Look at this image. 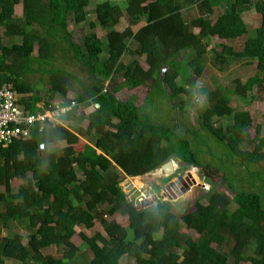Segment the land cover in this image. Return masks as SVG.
<instances>
[{
    "label": "trees",
    "instance_id": "16d2710c",
    "mask_svg": "<svg viewBox=\"0 0 264 264\" xmlns=\"http://www.w3.org/2000/svg\"><path fill=\"white\" fill-rule=\"evenodd\" d=\"M91 4L90 0H0V78L13 86L19 103L29 112L41 101L44 109L53 110L58 96L62 106L72 101L64 98L67 87L58 82V69L51 73L49 88L43 94L24 79L35 72V66L51 65L57 40L66 46V55L84 67L91 78L104 69L121 76V83L106 92L97 80L89 86L84 83L82 94L74 98L76 105L60 116L59 124L32 127L29 137L20 134L7 146L0 144V231L16 230L3 235L0 232V264H10L6 259L17 264H55L49 252L52 246L61 253L63 263L72 264L78 252L72 241L75 228L91 229L94 222L102 230L91 236L85 253L88 258L81 264H121L124 256L132 258L134 264H264L263 195L236 192L227 185L224 173L218 172V177L232 192L231 199L211 193L206 204L195 202L180 216L171 212L168 203L137 210L125 200L120 184L126 178L150 174L167 160L175 158L185 166L200 168L204 176L211 175L213 169L200 164L186 135L188 130L177 126L163 129L152 123L143 106L135 103L134 95L126 101L116 98L121 89L135 90L153 79L166 61L167 69L159 82L167 87L168 97H190L195 76L187 68L194 63L193 74L199 76L198 58L207 51L204 41L245 37L248 31L242 13L253 10L258 25L254 34L245 38L242 50L223 45L219 51L209 52L214 54L213 64L217 66L244 60L243 67L247 68L256 63L254 69L246 71V80L242 82L236 76L232 87L237 98L246 101L257 96L264 102V0H128L125 14L129 25L119 31V18L111 3L94 5L88 19L87 7ZM16 6L21 7L20 16L15 14ZM215 8L220 10L218 14ZM142 20L145 24L134 33L131 28ZM82 22L87 23L89 31L76 43L71 30ZM96 28L103 31L104 38L96 35ZM130 41L137 45L130 48ZM154 45L159 48L157 57L151 55ZM182 51L194 53L197 59L190 63L179 59ZM131 52L146 55L148 69L136 60L123 63V56ZM42 82L40 79L37 83ZM85 85L88 88L84 89ZM26 94L30 95L24 97ZM89 99L94 110L87 117H77L80 107H88ZM180 104L183 107L185 102ZM234 113L221 90H205L200 130L231 154L243 156L245 167L258 165L263 172L264 140L255 144L258 151L254 158L239 148L248 140V123L225 129L214 123L215 118ZM84 119L88 124L82 128L79 124ZM80 137H87L100 154L70 152ZM249 171L258 173L252 168ZM16 180L21 182L14 189ZM231 202L235 204L232 211ZM117 212L127 217L126 226L113 219ZM15 223L29 230L26 242L19 229L11 227ZM182 224L195 230L197 238L179 233ZM213 243L219 251L216 260L211 256L217 249Z\"/></svg>",
    "mask_w": 264,
    "mask_h": 264
},
{
    "label": "rangeland",
    "instance_id": "374dc122",
    "mask_svg": "<svg viewBox=\"0 0 264 264\" xmlns=\"http://www.w3.org/2000/svg\"><path fill=\"white\" fill-rule=\"evenodd\" d=\"M102 2H108L113 5V10L119 18V24L117 25V30H123L129 25V21L127 15L125 14L126 6L128 0H90V6L87 7V11L90 13L88 19L92 18L91 12H93L94 5ZM187 9H189V3L186 4ZM222 9V7H220ZM219 9L215 8V14L219 13ZM21 7H15L16 16H20ZM202 15V13H200ZM243 20L247 25L248 34L245 37H241L237 40H222L217 37L211 38L206 42L207 51L206 53L198 58V63L201 67V71L199 76L193 74V66H188V70L192 73L194 77V87L190 91V97L187 95H179L172 99L168 97L169 91L165 84H161L159 79L162 77L163 72L167 69L168 61H166L165 66L160 68L158 72L155 73L153 79H150L145 82V84L135 90H129L127 88L121 89L122 91L116 94V98L119 101H126L131 99L132 95L135 96V103L138 105H142L146 114L151 119L152 123L160 125L163 129L166 128H185L188 130L186 135L191 139V143L193 144L194 150L197 152V157L202 166L205 164H209L213 169L211 175L204 176L202 174V169L185 166V164L181 163L177 159H172L173 162V174L164 173L160 176H152L151 174H147L143 176L140 181L135 179L133 182L134 185L139 186L141 183H146L147 186L154 188L156 192L160 193L164 198L165 203L170 204L171 212L180 216L181 213L188 211L193 207L195 202L199 204H206L207 198L211 193H220L226 195L231 199L232 192H230L224 183L218 177L219 174L223 175L227 180V185L231 187L236 192H255L261 193L264 200V171L262 172L258 165L251 166L247 165L241 157H236L235 154H231L228 149L221 143L214 141L213 138L208 136L206 132L201 131V114L204 108L205 103V90H221L222 94L228 99L230 106L234 109L235 113L233 116L216 119L214 120L215 125H220L221 128L225 129L226 126L231 125L232 128L240 127L245 123H248V140L246 143L242 144L239 148L241 151L250 152L251 158H254L258 149L255 148V144L259 142V140H264V102L259 99V97H255L254 99L249 98L248 100H242L237 98L234 94V88L232 87V81L238 76L242 82L246 80V77L249 74L246 73L248 69H254L256 63L247 68L243 67L244 60L240 61H231L230 63L226 62L224 65L218 66L213 64L214 54L209 52L210 49H215L219 51L223 45L235 46V51L242 50L243 42L245 38L254 34V30L257 23V16L253 10H249V13H242ZM145 24L144 20L141 23L134 26L133 31H137L140 27ZM88 27L87 23L82 22L80 25L74 26L71 30L72 39L76 43L81 42V37L87 33ZM193 33L197 32V29L193 28ZM95 33L98 37L104 38V33L100 29L96 28ZM130 48H133L137 45V42L130 41L128 42ZM37 53V45L34 46V54ZM68 53L66 46L64 44L60 45V41H56V53L51 58V65L41 64L40 67H34L36 70L31 71L26 74L24 79L26 82L30 84H35L36 89L40 91V94H43L48 88L50 84L51 73L56 72V68H62L61 74L62 79L68 81V86H70L69 90H77L81 89V85L87 83L86 85H90V81H88L89 75L86 73L85 68L82 67L77 61H74L71 57L66 55ZM152 57L159 56V48L154 45L152 46L151 51ZM56 56L58 57V61H56ZM196 58L194 53H190V51H182L179 54V59H184L188 63L193 61ZM197 59V58H196ZM195 59V60H196ZM134 60H136L139 65L144 69H148V61L146 55H136L134 53H127L123 56V63L131 64ZM63 65V67H62ZM187 67V66H186ZM65 69V70H64ZM64 72V73H62ZM65 75V76H63ZM120 75H114L109 70L104 69L96 74L98 79V84L106 87V90L112 89L116 85L121 83ZM43 82L38 84L39 80ZM54 80V78H52ZM79 80V82H77ZM62 81V80H61ZM155 81V82H154ZM63 82V81H62ZM84 86L88 88L87 86ZM68 89V87H67ZM166 91V92H165ZM66 94V93H65ZM71 95V94H68ZM252 95H255L253 92ZM67 97V94L64 95V98ZM60 97L54 99V101H60ZM185 102V105L181 107L180 102ZM35 109L42 110L43 105L39 103V106H33ZM44 109V108H43ZM94 110L93 105L87 108H80L77 112V117L79 115H87L89 112ZM88 124L87 119L80 124L81 127L85 128ZM193 133V134H192ZM193 136V138H192ZM254 141V142H252ZM92 147L93 149L89 148ZM64 146L61 145V148ZM78 152V153H87L94 156L97 150L94 148L92 143L88 140L87 137H80L79 142L73 146V149H70V152ZM264 152V147L261 150ZM98 154V153H97ZM239 162V163H237ZM243 167H241V165ZM245 167V168H244ZM247 168V169H246ZM251 168L254 171H258V173L249 171ZM182 169V173L180 172ZM260 172V175H259ZM255 173V174H254ZM170 174V175H168ZM168 175V176H166ZM165 179V180H164ZM21 181H14L12 183L13 188L16 189L17 185H19ZM0 192L3 193V190L0 189ZM258 193V194H259ZM3 199L4 195L2 196ZM163 201V202H164ZM109 203V201H108ZM7 207H10V204H6ZM151 208V207H150ZM235 208V204L231 202L229 205V210L232 211ZM143 210V209H138ZM108 218V217H107ZM113 219L118 222L121 226L127 225V217L120 212H117ZM19 229L20 233L23 235V240L26 242V236L29 233L28 229L18 228L17 223L11 226ZM76 232L72 236V241L77 245L78 252L75 256V259L71 260L72 264H81L84 263L88 258L85 253L87 250V245L91 244V236L97 232L101 231V227L98 222H94V226L91 229H85L82 227L75 228ZM1 235L5 233L16 232L15 229L6 230L2 229ZM158 233V232H157ZM183 236H189L192 238H197L198 234L195 230L190 229L186 225L182 224L181 229L179 230ZM159 236L156 235V237ZM175 247H178V243L173 240L172 241ZM217 249L211 253V256L214 260L218 258V247L216 243H213ZM224 250H227V246H224ZM178 250H180L178 248ZM49 252L54 256V263H61V253L55 246L49 248ZM10 264H17L13 260H5ZM84 261V262H83ZM69 263V262H68ZM66 262H62V264H68ZM121 264H134L132 258L124 256L120 260ZM239 264H246L245 262H240Z\"/></svg>",
    "mask_w": 264,
    "mask_h": 264
},
{
    "label": "built area",
    "instance_id": "2783aa9c",
    "mask_svg": "<svg viewBox=\"0 0 264 264\" xmlns=\"http://www.w3.org/2000/svg\"><path fill=\"white\" fill-rule=\"evenodd\" d=\"M106 91V87H102V92ZM62 105L54 103L55 108L51 111L43 108L38 110L34 107L33 112H29L19 103V95L13 86L4 84L0 78V144L7 146L13 139L19 138L20 134L25 138L29 137L30 128L36 126L41 128L46 121L56 125L58 117L76 103L72 100L69 106ZM21 125H24L25 129H21ZM133 182V178H126L120 184V188L125 200L133 204L137 210L148 209L159 201H164L162 195L146 183L136 186Z\"/></svg>",
    "mask_w": 264,
    "mask_h": 264
},
{
    "label": "crops",
    "instance_id": "0c3cea01",
    "mask_svg": "<svg viewBox=\"0 0 264 264\" xmlns=\"http://www.w3.org/2000/svg\"><path fill=\"white\" fill-rule=\"evenodd\" d=\"M133 28V27H132ZM133 30V29H132ZM119 31V30H118ZM68 57H70L69 56V54H68ZM75 61V60H74ZM62 67H63V65H62ZM56 69H58V70H60V71H62L63 69L62 68H56ZM62 69V70H61ZM65 70V69H64ZM86 71V70H85ZM62 73H64V72H62ZM86 73H87V71H86ZM58 76V82L60 83V85H63V86H66V87H68V89H67V92H66V94H67V97H66V99L67 100H74V98H75V96L77 95V94H82V89H80V92H79V90H77L76 88H74L75 90L73 91V90H69L70 89V86H68V81H66V78H65V80L64 79H62V74L61 73H59V75H57ZM63 76H65V75H63ZM96 77V74L95 75H93V77L91 78L90 76H89V78L88 79H90V80H88V81H90L89 83H90V85L94 82V80H97L96 81V84L99 86V88L101 87H103V86H101V85H99L98 84V79L97 78H95ZM63 82H62V81ZM124 90V89H123ZM120 91H122V90H120ZM119 91V92H120ZM65 94V95H66ZM68 94H71V95H68ZM84 94V93H83ZM30 94H26V95H23L24 97H27V96H29ZM59 97V96H58ZM61 101H62V99H60V101H54V103H61ZM39 103H42V105H43V101H41V102H37L36 104H34L33 106H35V105H37V106H39ZM88 107L90 108L91 107V105H93L92 104V102H91V100L89 99L88 100ZM80 108H83V107H80ZM79 108V109H80ZM87 108V107H86ZM89 113H91V112H89ZM88 115V114H87ZM87 115H85L86 117H87ZM80 125V124H79ZM81 126V125H80ZM83 128V127H82ZM78 153V152H77ZM97 153L98 154H100V151L99 150H97ZM173 161V160H172ZM138 178H142V177H138Z\"/></svg>",
    "mask_w": 264,
    "mask_h": 264
},
{
    "label": "water",
    "instance_id": "95a60500",
    "mask_svg": "<svg viewBox=\"0 0 264 264\" xmlns=\"http://www.w3.org/2000/svg\"><path fill=\"white\" fill-rule=\"evenodd\" d=\"M93 90L96 93L99 92V89L96 86H93ZM164 173H171V174L173 173V162L171 160H167L164 163H162L160 167L152 173V176L153 175L160 176L163 175Z\"/></svg>",
    "mask_w": 264,
    "mask_h": 264
},
{
    "label": "clouds",
    "instance_id": "9594fccd",
    "mask_svg": "<svg viewBox=\"0 0 264 264\" xmlns=\"http://www.w3.org/2000/svg\"><path fill=\"white\" fill-rule=\"evenodd\" d=\"M137 25H138V24H137ZM140 28H141V27H140ZM135 32H137V31H134V33H135ZM59 119H60V117H58V119H57L58 123H56V125L59 124ZM47 124L55 125V124H53V123H51V122H47V121H46L45 123H43L42 127H43L44 125H47ZM173 173H174V172H173ZM173 173H172V174H173ZM150 174H151V173H150ZM170 174H171V173H170ZM170 174H168V175H170ZM128 178H130V177H128ZM133 179H134V181H135V179H137V180L140 181L141 178H133ZM164 180H165V179H164ZM124 198H125V197H124ZM159 202H163V201H159ZM165 202H167V201H164L163 203H165ZM156 204H157V203H156Z\"/></svg>",
    "mask_w": 264,
    "mask_h": 264
}]
</instances>
